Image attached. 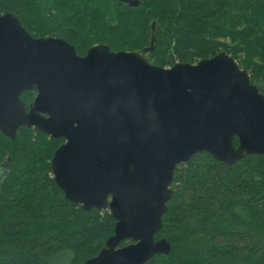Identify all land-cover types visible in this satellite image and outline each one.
Here are the masks:
<instances>
[{
    "label": "water",
    "instance_id": "95a60500",
    "mask_svg": "<svg viewBox=\"0 0 264 264\" xmlns=\"http://www.w3.org/2000/svg\"><path fill=\"white\" fill-rule=\"evenodd\" d=\"M152 51V43L129 52L94 44L79 56L62 39L32 37L13 13L0 15V132L15 139L25 127L62 139L50 160L56 186L70 204L115 220L105 247L83 264L169 255V241L155 235L174 170L192 156L226 165L264 156V96L246 69L224 51L163 68L150 63ZM31 90L27 106L21 94Z\"/></svg>",
    "mask_w": 264,
    "mask_h": 264
},
{
    "label": "trees",
    "instance_id": "16d2710c",
    "mask_svg": "<svg viewBox=\"0 0 264 264\" xmlns=\"http://www.w3.org/2000/svg\"><path fill=\"white\" fill-rule=\"evenodd\" d=\"M138 2L0 0V15L13 13L32 37L62 39L79 56L94 44L129 52L152 43L150 63L168 68L224 51L264 96V0ZM34 96L21 99L29 106ZM62 142L25 127L15 139L0 132V264H83L113 234L109 211L84 212L56 186L50 160ZM171 188L155 235L171 252L146 264H264V156L226 165L198 153L175 168Z\"/></svg>",
    "mask_w": 264,
    "mask_h": 264
},
{
    "label": "flooded vegetation",
    "instance_id": "af4514ba",
    "mask_svg": "<svg viewBox=\"0 0 264 264\" xmlns=\"http://www.w3.org/2000/svg\"><path fill=\"white\" fill-rule=\"evenodd\" d=\"M63 142H64V141H63ZM63 142H62V143H63Z\"/></svg>",
    "mask_w": 264,
    "mask_h": 264
}]
</instances>
